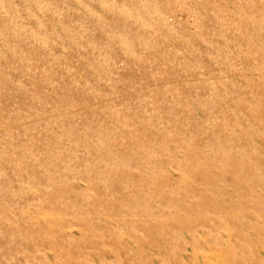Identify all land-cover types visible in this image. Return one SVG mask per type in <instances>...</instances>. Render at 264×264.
<instances>
[{"label": "rangeland", "instance_id": "obj_1", "mask_svg": "<svg viewBox=\"0 0 264 264\" xmlns=\"http://www.w3.org/2000/svg\"><path fill=\"white\" fill-rule=\"evenodd\" d=\"M0 264H264V0H0Z\"/></svg>", "mask_w": 264, "mask_h": 264}]
</instances>
